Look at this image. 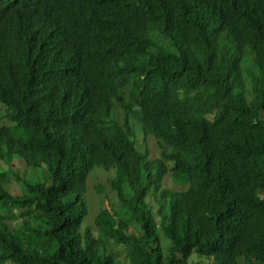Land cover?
<instances>
[{"label": "trees", "instance_id": "trees-1", "mask_svg": "<svg viewBox=\"0 0 264 264\" xmlns=\"http://www.w3.org/2000/svg\"><path fill=\"white\" fill-rule=\"evenodd\" d=\"M0 1V264H264V0Z\"/></svg>", "mask_w": 264, "mask_h": 264}, {"label": "rangeland", "instance_id": "rangeland-1", "mask_svg": "<svg viewBox=\"0 0 264 264\" xmlns=\"http://www.w3.org/2000/svg\"><path fill=\"white\" fill-rule=\"evenodd\" d=\"M131 88H127L124 89L122 91L121 96L129 99V94H130ZM114 103H119L118 101L114 100ZM118 120H120L121 123L124 122V114L122 113L121 110L117 109L116 110V116H115ZM6 124V123H5ZM142 148H144L143 144H140ZM16 161V160H14ZM0 170H9V166H7L5 163L0 162ZM14 170H12V172L10 173L11 176L14 175ZM21 173V172H19ZM99 192H101V194H99ZM89 195L90 198L92 200V208L90 210V215L89 217H87V224L89 225H94L96 218L98 216V214L100 213V211H102L103 209H108V210H115L116 212H124V209H122L119 206L120 201L115 197V195L113 194V191L110 189V187H107L106 190H102L100 188L99 184H96V188H95V184H92L90 190H89ZM109 196L113 203H114V207L111 206L110 204V200L106 197ZM112 246V247H111ZM111 249L115 252L117 250V264H127L126 263V252L124 251V249L122 247H117L116 245L111 243ZM117 247V249H116Z\"/></svg>", "mask_w": 264, "mask_h": 264}, {"label": "water", "instance_id": "water-1", "mask_svg": "<svg viewBox=\"0 0 264 264\" xmlns=\"http://www.w3.org/2000/svg\"><path fill=\"white\" fill-rule=\"evenodd\" d=\"M13 1V0H12ZM2 2V1H0ZM27 4V1L26 0H23V5H26ZM30 5L27 6V8H29ZM2 12V6H0V13ZM162 81V80H161Z\"/></svg>", "mask_w": 264, "mask_h": 264}, {"label": "bare ground", "instance_id": "bare-ground-1", "mask_svg": "<svg viewBox=\"0 0 264 264\" xmlns=\"http://www.w3.org/2000/svg\"><path fill=\"white\" fill-rule=\"evenodd\" d=\"M23 171H21V173H22Z\"/></svg>", "mask_w": 264, "mask_h": 264}]
</instances>
